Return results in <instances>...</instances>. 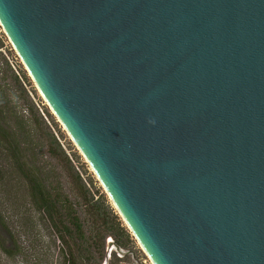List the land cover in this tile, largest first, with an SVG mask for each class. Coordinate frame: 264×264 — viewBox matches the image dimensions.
<instances>
[{"label":"water","instance_id":"water-1","mask_svg":"<svg viewBox=\"0 0 264 264\" xmlns=\"http://www.w3.org/2000/svg\"><path fill=\"white\" fill-rule=\"evenodd\" d=\"M0 24L153 264H264V0H0Z\"/></svg>","mask_w":264,"mask_h":264},{"label":"rangeland","instance_id":"rangeland-1","mask_svg":"<svg viewBox=\"0 0 264 264\" xmlns=\"http://www.w3.org/2000/svg\"><path fill=\"white\" fill-rule=\"evenodd\" d=\"M0 34L5 43L3 54L11 66V70H9L4 63L0 65V71L5 73V84L9 88L13 101L21 102L19 110L25 119L30 118L29 104L37 115L39 113L43 117L47 125V127L44 126L46 131L54 134L69 160L65 159L64 155L62 161L53 158L46 143L42 144L36 141L32 145L36 166L48 178L50 188L61 194L68 201V205H74L82 221L87 220V229H93L94 225L90 213L84 205L92 198L97 200L105 196L116 214L122 219L94 170L40 93L1 24ZM13 73L20 78L24 94L19 95L20 91H16V86L12 82ZM24 98L28 104L21 101ZM47 112L49 118L46 116ZM11 179L12 183L4 182L0 178V242H4L11 252L7 254L0 248V264H64L62 256L64 247L60 242H56L59 234L29 204L25 187L20 183L16 174ZM2 222L9 229L12 237L5 230ZM125 226L127 227L126 224ZM131 235L133 236L132 233ZM127 248L124 250L125 253H128L125 259L130 264H153L134 236L133 243L129 244ZM105 252L107 259H110L114 252L120 258H123L125 254L118 249L111 237L106 240Z\"/></svg>","mask_w":264,"mask_h":264},{"label":"trees","instance_id":"trees-1","mask_svg":"<svg viewBox=\"0 0 264 264\" xmlns=\"http://www.w3.org/2000/svg\"><path fill=\"white\" fill-rule=\"evenodd\" d=\"M4 47V39L0 34V65L5 63L11 70L3 54ZM4 74L0 71V178L4 182L12 183L11 178L16 174L25 187L29 204L59 234L56 242L64 247V264H130L125 259L128 253L124 250L133 243V236L105 196L102 199L92 198L89 202L86 201L84 207L88 209L94 225L93 229H87V220L82 221L74 205H68V201L61 194L50 188L48 178L36 166L31 147L36 141L46 143L50 155L59 161H62L65 153L54 134L46 131L44 126L47 125L43 117L39 113L37 115L30 104V118L25 119L21 114V102L13 101L5 84ZM12 82L16 91H20L19 95L24 94L23 85L15 73L12 75ZM21 101L28 104L25 98ZM46 116L50 117L48 112ZM64 158L67 159V156ZM2 224L12 237L6 225L3 222ZM108 237L125 253L123 258L117 257L114 252L107 259L105 244ZM0 248L7 254L11 253L4 242H0Z\"/></svg>","mask_w":264,"mask_h":264}]
</instances>
